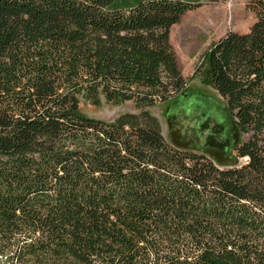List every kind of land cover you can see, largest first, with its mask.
I'll list each match as a JSON object with an SVG mask.
<instances>
[{
  "label": "trees",
  "instance_id": "16d2710c",
  "mask_svg": "<svg viewBox=\"0 0 264 264\" xmlns=\"http://www.w3.org/2000/svg\"><path fill=\"white\" fill-rule=\"evenodd\" d=\"M205 0H0V264H264V0L205 54L242 132L222 167L147 110L185 89L171 27Z\"/></svg>",
  "mask_w": 264,
  "mask_h": 264
},
{
  "label": "rangeland",
  "instance_id": "374dc122",
  "mask_svg": "<svg viewBox=\"0 0 264 264\" xmlns=\"http://www.w3.org/2000/svg\"><path fill=\"white\" fill-rule=\"evenodd\" d=\"M254 1L256 0H205L200 7L186 12L180 21L171 27L169 39L179 70L185 79L184 90L194 88L205 94L219 96L205 83L201 74L204 69L205 54L212 44L228 32L241 34L249 32L256 21V14L250 7ZM222 100L224 102V99ZM168 102L156 104L148 109H137L133 102L114 104L103 96L99 105H93L83 99L80 106L84 115L105 122L116 121L126 114L138 115L142 110H147L157 118L161 132L167 140L170 134H173L176 138L180 136V140L181 138L189 140L190 145L203 144L209 131L212 135L216 133L210 130L208 125H204L206 128H199L197 126L200 124H165L164 110L171 104L166 105ZM234 118L237 124V118ZM251 139L252 133L245 132L241 135V140L245 143L250 142ZM233 159L237 161L234 166H240L246 164L249 158H237L234 155Z\"/></svg>",
  "mask_w": 264,
  "mask_h": 264
},
{
  "label": "water",
  "instance_id": "95a60500",
  "mask_svg": "<svg viewBox=\"0 0 264 264\" xmlns=\"http://www.w3.org/2000/svg\"><path fill=\"white\" fill-rule=\"evenodd\" d=\"M168 104L163 115L167 124H181L182 120H180V118H182L183 121H187L189 115L195 112L204 118H211L213 121H210V123L215 124L217 127L218 124H222L219 125L224 133L222 139L224 140L227 138V123L230 119L227 117V109L223 108V105L215 96L205 94L193 88L182 91L178 97L173 98ZM231 120L233 124H235L232 117ZM179 137L180 136H177L176 138L175 135L170 134L168 142L179 149L205 155L217 161L218 165L222 167H233L237 163L231 154L234 147L227 149V144H225L223 140H221V142L217 140H208L207 142L206 139L203 144L190 145L188 143L189 140L187 141L185 138H181V140H183L181 141ZM236 142V145L241 143L239 135H237Z\"/></svg>",
  "mask_w": 264,
  "mask_h": 264
},
{
  "label": "flooded vegetation",
  "instance_id": "af4514ba",
  "mask_svg": "<svg viewBox=\"0 0 264 264\" xmlns=\"http://www.w3.org/2000/svg\"><path fill=\"white\" fill-rule=\"evenodd\" d=\"M172 99H170V100H172ZM227 117H229L230 120L227 123V138H225L224 140L222 139V137L224 135L223 130H222L221 127H219V125H222V124H218V127L215 124H213V123L211 124L210 121H213L211 118L210 119L204 118L203 116L193 112L191 115H189V118H188L187 121H183L182 118H180V120H182L181 124H200V126H197L199 128L205 127L204 125H208L209 129L210 130H214L216 133L212 135L210 133V131H209L208 132V136L206 138L207 142H208V140H217L218 142H221V140H223L224 143L227 144V149H230L231 147H234L233 150H232V153H231L232 156L235 155V157L239 158L240 157V150L242 149L243 145L248 143V142L245 143V142H243L241 140V135L243 134V132H242V130L239 127L238 124H233V122L231 120V117H232L233 120L235 118L231 114V112L229 111L228 108H227ZM198 134H201V133H198ZM216 134H217V136H215ZM219 135H221V137H219ZM237 135L240 136V141H241V143L238 144V145H236V143H237L236 142ZM225 149H226V147H225ZM243 165H245V164H243Z\"/></svg>",
  "mask_w": 264,
  "mask_h": 264
},
{
  "label": "crops",
  "instance_id": "0c3cea01",
  "mask_svg": "<svg viewBox=\"0 0 264 264\" xmlns=\"http://www.w3.org/2000/svg\"><path fill=\"white\" fill-rule=\"evenodd\" d=\"M184 91V90H183ZM176 97H178V96H176ZM176 97H174V98H176ZM216 98L221 102V104L223 105V108L224 109H227V106L225 105V102H223V100L219 97V96H216ZM169 103V102H168ZM168 103H166V105L168 104ZM165 122V121H164ZM167 122H165V124H166Z\"/></svg>",
  "mask_w": 264,
  "mask_h": 264
}]
</instances>
